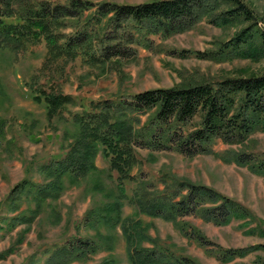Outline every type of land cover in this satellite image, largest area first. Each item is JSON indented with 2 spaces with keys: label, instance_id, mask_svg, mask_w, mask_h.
I'll return each instance as SVG.
<instances>
[{
  "label": "trees",
  "instance_id": "16d2710c",
  "mask_svg": "<svg viewBox=\"0 0 264 264\" xmlns=\"http://www.w3.org/2000/svg\"><path fill=\"white\" fill-rule=\"evenodd\" d=\"M67 19H84L87 26L62 40L57 31ZM103 19L104 26L112 30L98 35L89 29L90 23L101 29ZM202 20L219 28L235 26L237 30L215 51L203 55L193 52L196 57L205 56L218 62L264 59V31L252 26L254 17L240 0H155L135 5L88 0H69L66 4L46 0H0V54L4 51L23 53L28 44L44 41L52 57L61 54L76 58L82 54L90 60L102 61V58L121 57L131 50L130 46L137 41L131 30L138 35L164 38L189 31ZM34 91L33 99L44 104L48 122L59 117L73 101L71 96L54 91L45 92L42 88ZM89 107L91 111L73 117L75 131L65 136L71 138L65 155L41 169L49 181L34 191L27 182V185L19 183L6 196L3 205L7 211L16 213L20 196L32 192L35 210L29 217L24 214L3 217L4 228L12 230L20 224L29 225L42 203L60 193L64 178L76 182L97 174L95 159L101 153L108 161L109 170L117 173L118 193L112 196V202L89 209L85 222L91 227L104 224L111 229L120 225L130 264H197L194 259L176 256L168 247L157 243L146 233L142 221L130 217L122 220L120 199L125 198L123 184L131 180L130 173L136 164L135 147L159 151L174 147L187 158L214 154L225 163L247 167L251 173L264 178V155L235 150L221 154L212 149L217 140L229 146L243 145L252 134L264 132V73L146 90L132 95L129 101L90 102ZM133 114L147 116L141 127L133 126L137 121ZM163 183L161 190L149 191L147 183L135 189L131 197L137 211L134 214L170 221L184 237L201 247L206 246L204 236L189 223L178 220L179 217L200 216L220 226L232 218L247 216L246 210L237 203L207 186L175 177L170 183L163 178ZM144 242L153 245L144 247ZM112 243L111 236L99 232L96 240L67 239L47 251L42 264L87 262L101 246L111 248ZM258 248L264 249V244ZM253 249L257 246L209 253L228 262L246 256ZM13 252V246L1 252L0 261ZM34 258L31 256L23 264H36ZM99 264H114V261L106 258Z\"/></svg>",
  "mask_w": 264,
  "mask_h": 264
},
{
  "label": "rangeland",
  "instance_id": "374dc122",
  "mask_svg": "<svg viewBox=\"0 0 264 264\" xmlns=\"http://www.w3.org/2000/svg\"><path fill=\"white\" fill-rule=\"evenodd\" d=\"M46 1L66 4L69 0ZM88 1L135 5L155 0ZM240 1L254 17L256 25L251 23L252 26L264 31V0ZM104 22L105 19L102 20L101 29L95 24L91 26V23L88 27L98 35L102 31L112 30L105 27ZM85 26L84 19H67L57 32L64 40L68 35L85 29ZM236 30L235 26L215 27L206 20H202L189 31L164 38L161 35H138L131 30L137 38L130 46L131 50L121 57L102 58V61L90 60L82 54L76 58H67L61 54L52 57L44 41L28 44L23 53L2 52L0 226L3 228L0 227V253L11 246L14 252L2 259L0 264H23L31 256H35L36 264H42L48 256L46 252L60 246L63 241L75 237L96 240L98 232L112 237L111 248L101 246L98 253L87 262L71 264H99L106 258L113 259L114 264H130L120 225L114 229L107 228L104 224L91 227L84 220L89 209L112 202V196L118 193L117 173L109 170L108 161L101 153L95 159L99 172L76 182L64 178L60 193L54 199L47 198L42 203L37 216L29 225L20 224L10 230L4 228L6 223L1 220L17 214L29 217L31 211L35 210L31 191L20 196L16 213L7 211L3 201L19 183L27 182L34 191L49 181L41 169L65 155L71 142V138L65 136L75 131L73 117L91 111L90 102H124L131 100L132 95L146 90L264 73V59H229L218 62L193 54L215 51ZM35 88L69 95L73 101L65 106L59 117L48 122L44 104L33 99ZM132 116L137 119L133 120L135 128L141 127L147 117L137 114ZM212 149L221 154L235 150L264 155V132L252 134L243 145L229 146L217 140ZM135 150L136 164L130 173L131 180L123 184L125 198L120 199L123 203L122 220L130 217L142 221L143 226L146 225V233L157 243L168 247L176 256L194 259L197 264H264V249L258 248L264 244V233L260 232L264 230L263 177L251 173L247 167L225 163L214 154L187 158L174 147L159 151L140 146L135 147ZM173 177L214 189L246 210L247 216L232 218L230 222L220 226L207 222L200 216L179 217L178 220L187 222L200 231L206 242L205 247L188 240L170 221L143 214L136 216L137 211L131 202L135 189L147 183V190H161L163 178L170 183ZM19 239H22L21 243H17ZM152 245L151 242L143 243L144 247ZM256 246L257 249L251 250L246 256L235 257L228 262H222L220 257L209 253L212 250L225 253L228 250Z\"/></svg>",
  "mask_w": 264,
  "mask_h": 264
}]
</instances>
